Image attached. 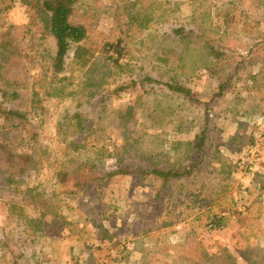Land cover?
<instances>
[{
    "label": "rangeland",
    "instance_id": "rangeland-1",
    "mask_svg": "<svg viewBox=\"0 0 264 264\" xmlns=\"http://www.w3.org/2000/svg\"><path fill=\"white\" fill-rule=\"evenodd\" d=\"M132 12L151 20L103 80L106 55H94L93 91L73 51L52 75L56 47L30 0L1 12L0 44L16 45L0 81V146L33 163L23 183L0 177V264H264V0H76L71 22L98 50ZM204 38L221 59L187 52ZM173 82L199 103L163 85ZM85 160L105 176L75 191ZM193 162L167 185L140 173ZM120 169L133 173L110 175Z\"/></svg>",
    "mask_w": 264,
    "mask_h": 264
},
{
    "label": "trees",
    "instance_id": "trees-1",
    "mask_svg": "<svg viewBox=\"0 0 264 264\" xmlns=\"http://www.w3.org/2000/svg\"><path fill=\"white\" fill-rule=\"evenodd\" d=\"M14 1L15 0H0V14L4 9L9 8L11 3ZM30 3L32 4V7H34L36 10H39L40 12L39 22L44 28V35L48 38H51L54 41L56 47L54 58L51 64L52 75L57 78L60 74H62V72L65 70V61L67 56L73 51V63L79 66L82 70H86L82 73L85 81L82 83L93 87L92 91L95 89V85L91 83L94 81V79L92 80L88 74L91 71L90 67L93 64L94 55L97 53H104L106 55L104 58L105 68L102 69L101 80H103L106 78L105 75L109 73L110 68H122L123 64L121 63V58L123 57L125 49L123 42L129 37L131 30L137 29L139 24L146 25L151 20L148 18L150 15H144L142 16L143 18L140 19L139 15L133 12L132 15L128 13L126 18H121V27L116 28L113 31L116 34V40L106 42L100 49L97 50L96 46L94 47L93 44L88 42V27L86 25L73 24L71 22V16L74 10V5L76 4V0H30ZM130 5L132 6L133 4ZM122 8L125 7L123 6ZM138 13L140 14L141 12L138 11ZM142 13H145V11ZM144 20H146V22ZM185 32L186 28L184 27L174 30L175 35H178L179 38L184 37L185 35L183 33ZM198 38L201 39L200 36H198ZM204 39L201 43H196L193 46L187 45V52L202 50L209 58L218 60L221 59L222 53L214 44L215 42L207 38ZM15 45V42L8 35L4 37L3 42L0 44V81H6L8 79V72L4 71V66L6 63L9 65L11 64L8 54L13 50ZM163 85H165L172 93L185 98L190 104L199 103L191 91L187 88H184L179 83H164ZM5 113V115L8 117L12 116L13 118L20 120V125H23L24 121L26 120L25 115L19 112L8 111ZM3 120L8 122L5 119ZM8 128L16 129L17 126L12 124L11 128L9 126ZM20 128L23 129L22 126ZM2 137V141H4L5 136L3 135ZM205 144L206 131L203 129L197 133L193 142L190 143V145H192L191 150H193V152L196 154V158L200 153L203 152V146H205ZM8 147L9 146L5 145L0 146V177L4 183L9 185L18 184L19 182L23 183V179L28 173L27 170L32 166L33 159L29 154L24 152L12 153ZM196 158L194 159L195 161L197 160ZM194 167L195 162L184 167H174V165H172L169 169L154 168L151 170V172L141 170L140 173H150L155 178L160 179L163 185H167L173 180L190 175ZM95 168V163H92L91 161L88 162V160L82 161L77 165L76 168H74V172L71 173V176H73L74 180L76 181L75 191L80 190V188L84 187L88 182L90 183V181L99 180L105 176L99 173L96 174ZM119 173L124 174L133 172H126L120 169L114 173H111L110 175L112 176ZM63 174L67 175V173ZM60 180L62 181V177ZM262 191L264 194V184ZM219 225L220 223H216L217 227Z\"/></svg>",
    "mask_w": 264,
    "mask_h": 264
}]
</instances>
